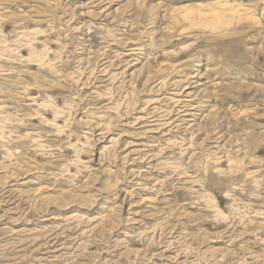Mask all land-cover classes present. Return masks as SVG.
<instances>
[{
    "label": "rangeland",
    "instance_id": "rangeland-1",
    "mask_svg": "<svg viewBox=\"0 0 264 264\" xmlns=\"http://www.w3.org/2000/svg\"><path fill=\"white\" fill-rule=\"evenodd\" d=\"M0 264H264V0H0Z\"/></svg>",
    "mask_w": 264,
    "mask_h": 264
},
{
    "label": "bare ground",
    "instance_id": "bare-ground-1",
    "mask_svg": "<svg viewBox=\"0 0 264 264\" xmlns=\"http://www.w3.org/2000/svg\"><path fill=\"white\" fill-rule=\"evenodd\" d=\"M219 5H220V4H219ZM204 8H205V7H204ZM214 9H215V8H214ZM234 11H235V10H234ZM212 12H213V11H212ZM225 12H227V11H225ZM214 13H216V12H214ZM214 13H213V14H214ZM190 14H191V13H190ZM190 14H188L189 18L192 16V15L190 16ZM232 14H233V13H232ZM199 15H200V14H199ZM199 15H198V16H199ZM220 15H222V13H221ZM220 15H219V16H220ZM194 16H195V15H194ZM194 16H193V17H194ZM211 16H212V15H211ZM211 16H210V17H211ZM242 16H243V15H242ZM195 17H196V16H195ZM221 17H222V16H221ZM221 17H220V18H221ZM199 18H200V17H199ZM206 18H207V17H206ZM215 18H217V17H215ZM215 18H214V19H215ZM207 19H208V18H207ZM217 19H219V18H217ZM224 19H225V18H224ZM190 20L192 21V19H190ZM199 20H201V19H199ZM215 21H216V19H215ZM217 21H219V20H217ZM220 21H221V20H220ZM222 21H223V20H222ZM222 21H221V23H222ZM234 21H235V19H234ZM241 21H242V20H241ZM223 23H224V22H223ZM233 23H235V22H233ZM197 24H198V22H197ZM205 24H206V22H205ZM224 24H226V23H224ZM217 25H218V24H217ZM217 25H216V27H217ZM220 25H221V24H220ZM218 26H219V25H218ZM221 27H223V26H221ZM212 30H213V29H212ZM190 78H191V77H190ZM185 81H186V80H185ZM153 91H154V90H153ZM186 101H187V100H186ZM182 103H183V102H182ZM178 105H179V104H178ZM184 109H185V108H184ZM190 109H191V108H190ZM179 110H180V109H179ZM185 111H186V110L181 111V112H184V116H189V117H193V116H194L193 114L191 115V114H189V113H185ZM188 111H191V110H188ZM145 112H146V111H145Z\"/></svg>",
    "mask_w": 264,
    "mask_h": 264
}]
</instances>
